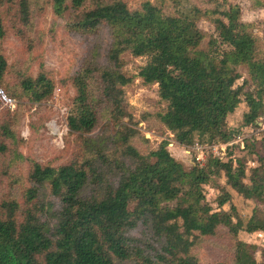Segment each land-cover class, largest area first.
<instances>
[{
  "label": "trees",
  "instance_id": "obj_1",
  "mask_svg": "<svg viewBox=\"0 0 264 264\" xmlns=\"http://www.w3.org/2000/svg\"><path fill=\"white\" fill-rule=\"evenodd\" d=\"M204 2L211 6L182 5L178 13H168L164 0H144L134 9L125 0H50L55 15L68 16L71 30L90 35L106 27L108 65L92 63L94 53L70 76L74 95L67 125L78 137V153L56 167L31 161V185L25 192L28 205L41 186H48L57 199V207H51L53 221L41 219L37 207L28 206L18 221L16 202L0 205V264H201L192 253L198 238L213 236L220 226L236 236L241 223L223 208L230 197L225 186L246 199H264V157L256 155L247 165L234 155L249 148L245 144L225 159L210 153L205 163L185 168L170 154L166 140L141 154L133 144L140 132L122 120L128 116L132 122L124 100L132 76L121 70V57L128 52L147 58L137 76L144 84L157 85L165 109L155 115L156 121L178 144L186 147L196 138L210 144L227 141L235 132L225 127L226 116L240 102L247 107L243 123L251 132L258 126L264 110V56L253 24L241 19L236 3ZM20 4L27 21L26 0ZM7 13L0 0V40ZM201 18L213 24L215 36L197 26ZM218 44L226 47L215 52ZM7 75L8 63L0 52V87L10 97L37 102L54 87L44 71L21 74L15 81ZM103 119L106 133L86 135ZM0 130L13 139L7 125L0 123ZM5 150L0 142V153ZM204 185L220 191L215 208L206 200ZM138 228L156 244L133 236ZM259 229L264 221L251 217L245 230ZM253 254L252 246L238 239L231 262L217 264H264V252L261 261Z\"/></svg>",
  "mask_w": 264,
  "mask_h": 264
},
{
  "label": "rangeland",
  "instance_id": "obj_2",
  "mask_svg": "<svg viewBox=\"0 0 264 264\" xmlns=\"http://www.w3.org/2000/svg\"><path fill=\"white\" fill-rule=\"evenodd\" d=\"M20 1L24 0H3V6L8 13L4 17L6 34L0 40V52L8 63L6 77L9 81H15L21 74L35 76L39 71H44L53 78L54 87L49 97L37 102H32L25 97L12 96L15 99L14 108L8 112L0 110V123L7 125L13 135V139L5 137L0 130V142L6 145L5 152L0 153V205L16 202L18 210L15 212V217L18 221L22 219L23 209L28 206L32 207L31 210L38 209L36 213L40 211V218L52 223L51 207H53L52 210L57 207V199L50 193L48 186H41L33 203L26 205L25 192L31 185L28 180L29 167L31 161L56 167L78 153V137L70 133L67 125V115L74 95L70 76L82 65L89 63L94 53L96 56L92 63L97 66L108 65L105 61V51L109 34L105 26H102L97 34L90 35L71 30L67 25L68 16L55 15L50 0H26L28 11L27 21H24L20 12ZM125 1L130 9H134L144 0ZM226 1L238 4L241 19L253 24L252 28L258 37L259 52L264 56V0ZM164 2V10L168 13H178L182 5L186 7L196 5L202 9L211 6L204 0H183L182 3L175 4L171 0H164ZM197 26L208 36L216 35L213 24L205 18L199 19ZM224 47H226L224 44H218L214 46V50L218 52ZM146 60L145 56H133L128 52L121 57V70L132 76L131 83L124 87V100L133 123L129 121L128 116L123 117L122 120L140 132L133 139V144L141 154H147L162 140L172 139L174 145L178 146L174 137L156 121L155 115L165 109V103L159 100L157 85L144 84L137 76L138 67ZM240 72L244 75L243 70ZM241 81L240 78L238 82L241 83ZM2 88L4 90L3 86ZM240 109L232 112L227 122L233 132L241 131L246 134V144L249 148H253L254 152L244 148L243 151L234 155L246 159L247 165H252L256 155L264 157V129H262L264 126L261 125V123L264 124V110L256 119L258 126H255L251 132L243 124ZM105 123L104 119L101 120L86 135L95 136L106 133L108 129L105 128ZM107 123L111 127L108 121ZM195 141L198 142V138ZM166 147L173 157L183 163L185 168H189L196 161L205 163L210 153L216 156V153L208 147L203 149L202 155L191 145L182 146L179 152L171 146L166 145ZM233 153L235 148H227L223 158ZM217 181L221 185L223 178L219 177ZM203 188L206 200L215 208L216 197L220 191L210 185H204ZM225 189L230 197L223 208L229 209L233 219L240 221L241 228L234 236L226 227L220 226L213 236L198 238L192 247V253L197 256L201 264H217L221 261L230 263L235 242L240 239L252 246L255 260L261 261L264 252V229L248 232L245 228L251 217L264 221V199H246L228 186H225ZM169 204L172 205L173 202ZM2 210L5 209L2 208ZM131 234L137 238L153 241V236L150 233L144 234L141 228L134 230ZM153 244L156 243L153 241ZM117 264L131 263L119 261Z\"/></svg>",
  "mask_w": 264,
  "mask_h": 264
},
{
  "label": "built area",
  "instance_id": "obj_3",
  "mask_svg": "<svg viewBox=\"0 0 264 264\" xmlns=\"http://www.w3.org/2000/svg\"><path fill=\"white\" fill-rule=\"evenodd\" d=\"M15 106V99L7 95L3 89L0 87V109H9L12 110ZM171 136L172 134L169 133ZM246 144V134L241 131H236L227 141H217L212 144H207L205 142L199 143L195 141L191 147L199 151L200 155L203 154V149L208 147L216 153V156L219 158H223L225 154V149H233L236 146L240 149H243ZM173 140H167V146H172ZM221 149V150H220ZM188 150V149H187ZM185 150V151H187ZM189 151V150H188ZM218 151V152H216ZM199 157H197L198 159Z\"/></svg>",
  "mask_w": 264,
  "mask_h": 264
},
{
  "label": "crops",
  "instance_id": "obj_4",
  "mask_svg": "<svg viewBox=\"0 0 264 264\" xmlns=\"http://www.w3.org/2000/svg\"><path fill=\"white\" fill-rule=\"evenodd\" d=\"M241 108V109H240ZM236 109H240L241 111H242V115H243V113L247 110V107H246V105H245V103L244 102H240L239 104H238V106L232 111V112H234ZM232 112H229L228 114H227V116H226V128L229 130L230 129V127H229V122H227L228 121V118H229V116H230V114L232 113ZM244 124V123H243ZM259 124V123H258ZM245 125V124H244ZM261 125L262 126H264V124L263 123H261ZM246 126V125H245ZM262 129H264V127H262ZM181 147H182V145H180V144H178V146H175L174 145V141H173V145L171 146V148H173V149H175L176 151H178L179 152V150H181Z\"/></svg>",
  "mask_w": 264,
  "mask_h": 264
}]
</instances>
